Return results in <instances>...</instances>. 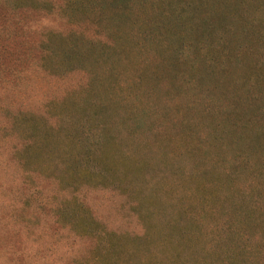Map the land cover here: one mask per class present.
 <instances>
[{
  "label": "rangeland",
  "instance_id": "374dc122",
  "mask_svg": "<svg viewBox=\"0 0 264 264\" xmlns=\"http://www.w3.org/2000/svg\"><path fill=\"white\" fill-rule=\"evenodd\" d=\"M128 1L99 24L65 0H0V120L41 127L0 146V264H264V0ZM72 34L106 57L79 68ZM76 104L68 121L104 119L109 178L70 171L74 130L46 134ZM76 197L117 256L76 227Z\"/></svg>",
  "mask_w": 264,
  "mask_h": 264
},
{
  "label": "trees",
  "instance_id": "16d2710c",
  "mask_svg": "<svg viewBox=\"0 0 264 264\" xmlns=\"http://www.w3.org/2000/svg\"><path fill=\"white\" fill-rule=\"evenodd\" d=\"M64 3L68 8L69 7L72 8V11L68 13L70 17L78 16L79 14L87 15L91 12L95 15L94 20H96V22L99 24H103L106 19V16L104 15L106 14L105 7H108V5L118 7V9L116 10L122 16L130 15L131 12L128 0H65ZM67 4L70 5L74 4V5L70 6ZM117 4H119L120 6H116ZM55 34L57 33L51 31L48 39L44 42V47H43L44 57H46L51 52H55V48H53L54 42L52 41L53 40L52 35ZM83 36L84 35L72 34L70 37V39L74 37V47L72 46V50L74 49V62H76L79 68H84L86 59H88L90 55H92V58L96 63L102 61L107 55L105 49L99 52H96L95 49L93 50L87 49V47H85V43H86L85 37ZM178 52L180 51L178 50ZM70 54L71 53H68L69 56ZM63 62H65V59ZM67 65H70V62ZM77 104L74 107V111L68 112L65 116L60 115V113L57 112L62 108L57 109L56 106H53L52 109L55 110V113L57 112L56 115H60L61 120L64 119L66 120V122H64L63 120L62 121L59 120L61 122L55 123L54 121H51V119H48L47 118L48 116L42 117L44 120L46 134H49L51 132H56L59 130H65V129L74 130V141L72 142V144L77 149L74 150V157H71L72 162H74V164L69 166L70 171L72 170L74 172V176L80 175L83 177H91V178L95 176H100L102 178H109L112 176L113 173L111 171L112 167L109 164L110 162L108 160L107 150L106 153L101 152L108 141L107 128L106 125L102 122L104 119H102V116H96V117L89 116L86 117V119L76 118V121L73 120L70 122L71 119L70 117L68 121L67 116H73L75 115L76 111L80 112L84 110L83 109L84 107L82 105L80 104L77 105ZM33 115L34 114H32L30 111L29 112L21 111L14 118L12 117L10 121L0 120V129L6 131L4 134L12 136L10 139L7 140L6 138L0 139V142L3 141V144H0V146L6 145V148H11L13 136L16 137L15 130L19 126H23L25 129L36 128L39 130L41 127H39L37 124L35 127V125H33V123L31 122V120H33L34 118ZM15 140L16 139H14V141ZM32 143L33 142L31 141L29 142L27 140L25 143H23V145H25V149H26L28 146L30 147ZM13 146L14 148L12 149V154L14 156L17 155L20 156L18 160L20 162L23 161L24 151L22 150L24 148L20 150L19 146L16 145ZM27 157L29 158V156ZM27 157H26V161H28ZM39 158L37 159V161L41 162L40 161L41 158L40 159ZM67 184L69 185V183ZM67 202L68 199L65 200L64 202H61L60 205L57 207L61 210L62 214L63 212L66 213L70 209ZM254 210L255 208L251 206V208L244 211L246 213L245 218L248 221L253 218ZM74 213L76 215H79V217L76 219V224H75L77 225L76 227L80 228L84 233L100 239V244L108 243V251L111 250L113 252L110 253V255L117 256L115 252V248L117 246L116 244L110 242L111 240L109 239V235H111L110 232L107 231L105 228L100 229L96 226H93V228L90 227V224L93 221V219L91 215L87 212L86 204L79 197L75 198Z\"/></svg>",
  "mask_w": 264,
  "mask_h": 264
}]
</instances>
